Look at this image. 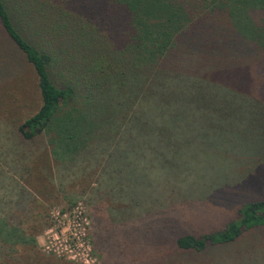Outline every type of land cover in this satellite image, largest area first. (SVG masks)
<instances>
[{
	"label": "trees",
	"instance_id": "obj_1",
	"mask_svg": "<svg viewBox=\"0 0 264 264\" xmlns=\"http://www.w3.org/2000/svg\"><path fill=\"white\" fill-rule=\"evenodd\" d=\"M261 29L264 0H0V37L30 65L39 96L36 110L12 126L13 157L0 162V253L22 238L20 219L37 202L21 183L37 142L42 151L50 146L55 186L102 174L98 190H115L116 224L128 231L140 229L126 221L131 209L140 218L173 203L150 197L195 194L187 166L219 160L237 124L235 140L254 146L264 165L263 107L239 100L230 74L264 53ZM191 204L180 201L175 214L187 226L195 225ZM100 206L93 219L105 229L112 222ZM254 228L264 229V199L241 202L218 229L180 231L169 244L176 264H188ZM16 231L22 236L12 237Z\"/></svg>",
	"mask_w": 264,
	"mask_h": 264
},
{
	"label": "rangeland",
	"instance_id": "obj_2",
	"mask_svg": "<svg viewBox=\"0 0 264 264\" xmlns=\"http://www.w3.org/2000/svg\"><path fill=\"white\" fill-rule=\"evenodd\" d=\"M238 21L243 22L239 18ZM263 35L264 29H261L260 39L264 45ZM0 59L6 62V66L0 67V162L3 163L13 157L12 126L36 110L39 96L30 65L4 37H0ZM244 62L242 69H232L230 73L232 82L244 96L238 99L247 101V97H253L264 108V53L246 56ZM263 108L258 116L264 117ZM231 115L236 116L234 112ZM240 128L241 124H237L235 137L239 138ZM246 131L251 139L256 137L254 127H246ZM235 137L226 136V152L221 153L216 162L187 166L189 179L194 180L191 188L195 194L189 189V197H150L149 200H173L166 211L152 216L145 214L136 218L131 209V217L126 221L140 228L132 231L116 224L118 213L113 205L120 197H115V190H98L97 182L102 180V174L90 175L72 185L55 186L50 146L42 151L37 142L34 163L30 171L23 174L24 180L21 179L37 202L29 205L21 217L23 224L19 229L24 235L16 231L12 237L22 238L12 244L11 249H8L10 244H6L0 253V264H176L177 257L173 256L174 249L169 244L174 234L184 231L199 235L218 229L235 217L241 202L264 199V165L256 163L258 150L251 145L246 147ZM42 139L47 141L45 135ZM210 151L218 153L211 147ZM183 200L192 203L187 210L196 209L195 225L177 221L181 218L175 214L181 211L179 202ZM98 203L102 204V215L112 222L105 229L93 219V208ZM165 217L167 220L162 223ZM28 225H32V233L26 232L24 227ZM249 230L236 243L207 246L188 260V264H264V229ZM243 248H247L248 253Z\"/></svg>",
	"mask_w": 264,
	"mask_h": 264
}]
</instances>
